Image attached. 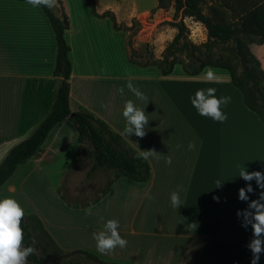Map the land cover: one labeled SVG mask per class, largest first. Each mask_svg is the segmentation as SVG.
<instances>
[{"label": "crops", "instance_id": "0c3cea01", "mask_svg": "<svg viewBox=\"0 0 264 264\" xmlns=\"http://www.w3.org/2000/svg\"><path fill=\"white\" fill-rule=\"evenodd\" d=\"M92 1V10L99 15L94 14L99 19L95 21H109L110 35L114 28L107 16H100L104 11L114 12L116 21L127 23L126 10L117 11L112 0ZM71 2L75 3L56 0L55 7L50 9L63 25L70 47V110L83 107L121 134L148 161L150 178L146 182L128 179L131 182L120 187L121 205L131 194L140 202V222L136 219L119 225V234L127 241L124 248L101 253L93 235L94 243L91 241L88 247L76 239L72 227L54 225L46 211L37 210L44 230L62 249L87 250L100 259L120 264H249L251 252L247 244L252 237L251 227H242L236 215L238 209L247 207V202L237 198V189L246 182L236 175L243 166L246 171L264 172V125L258 115L244 104L242 93L229 82L224 69L205 67L188 77L162 75L156 68L153 72V68L130 63L125 34L120 30L122 65H114V53L111 47L107 48L112 37L86 19L74 20ZM251 51L264 70V43L253 44ZM55 55L54 33L42 9L32 8L25 0H0V158L10 146L27 137L49 110L55 87ZM128 81L144 94L145 100L128 91ZM120 87H124L123 95L117 92ZM208 87L217 90V97H231L230 103L221 106L227 114L223 123L200 116L189 101L195 90ZM127 100L144 108L149 119L143 137L123 132L126 121L122 109ZM189 142L195 145L192 150L188 149ZM71 143L74 155L70 163L80 153L83 142L77 141L76 126L67 117L51 128L40 151L33 156L35 165ZM31 158L18 165L13 174L21 166L31 168ZM169 158L170 164L165 162ZM13 178L5 184L12 185L11 189L5 188L1 197L14 198ZM118 179L107 193L114 190ZM25 180L28 179L21 180L22 185ZM217 180H222L218 188ZM251 183L254 191L248 194L249 199H256L260 189L254 181ZM173 190L181 197L177 209L169 199ZM146 191L151 192L152 199L145 198ZM102 217L103 214L91 212L84 220L86 225L75 228L88 233L89 226L93 234L101 231L108 219L116 218L106 215L101 223ZM192 223L196 224L195 229ZM135 234L138 238L133 237ZM128 238L134 239L135 244L130 246ZM125 258L130 260L125 262ZM259 264H264V255Z\"/></svg>", "mask_w": 264, "mask_h": 264}, {"label": "rangeland", "instance_id": "374dc122", "mask_svg": "<svg viewBox=\"0 0 264 264\" xmlns=\"http://www.w3.org/2000/svg\"><path fill=\"white\" fill-rule=\"evenodd\" d=\"M74 2L70 3L74 20L86 19L87 22L94 23V27L101 29L102 32L107 31L109 38L112 37V44L107 42V48L111 47L114 53V65H122L121 43H123V38L122 33H120L122 31L125 34L127 58L133 60V64L136 65L147 64L145 67L153 68L151 69L154 70L153 72H155L154 68L158 70L157 63L166 55L165 48L177 32V29L170 24L174 19H179V16L174 18L172 5L160 8L157 6V0H112L117 11L126 10L124 13H126L127 23L116 21L114 12L104 11V15L115 20L117 27L120 29V31L112 30L113 33L110 35L108 33L109 21L103 19L102 22H97L99 19L95 17L92 10L94 8L93 1L91 4L88 0H74ZM202 8L204 13L213 15L219 21L230 22L235 16L233 9L225 6L222 0L221 3L205 0ZM183 22L187 28L186 39L194 44L196 49H191L188 46L180 47L168 55V60L173 62L172 71L169 74L186 75L182 67L183 63L187 61L189 50H193V54L199 58L206 56L230 57V46L208 41L207 30L201 22L194 20L192 17H184ZM253 44L255 43H248L250 50ZM130 70L131 68L127 69L128 72H131ZM73 153V144H65L63 148L55 151L49 159L41 160L36 165L35 159L32 157L30 159L31 168L21 166L19 171L11 176H14L12 180L14 188L16 186L13 191L14 199L18 201L23 209L27 228L32 234L34 252L39 256H43L50 264L59 263L70 249L58 247L48 233L44 231L42 221H40L41 216L37 210L46 211L47 217L50 222L51 219L53 220L54 225L67 226L66 229L72 227L76 233V239L81 243H86L88 247H91V241L94 243L92 240L93 234H91L88 224V233H81L80 228H75L79 225H86L89 217V214H85L86 209L90 208L91 212H96V215L103 214L101 223L107 219L106 215L116 217L113 219H116L119 225L123 226L136 219L140 222V211L137 210L140 202L134 200L132 194L124 201L123 205L120 204L119 200L121 185L124 187L125 182L129 183L131 181L126 177H122V180L119 178L116 181L114 190L112 188L106 195L95 199L101 194L113 172L100 169L90 171L92 155L91 145L88 141L83 142L80 153L70 163ZM4 155L1 156L0 161ZM24 179L28 180H25V184L22 185L21 180ZM6 182L0 187V192L5 188L11 189L12 185L5 187ZM135 183L139 184L138 182ZM134 191H137V189H134ZM28 215L31 217H27ZM133 237L138 238L137 234ZM33 240L35 241L34 244ZM128 242L131 243V246L136 241L128 238ZM129 260L128 258L124 259L125 262ZM27 264L32 263L27 260Z\"/></svg>", "mask_w": 264, "mask_h": 264}, {"label": "trees", "instance_id": "16d2710c", "mask_svg": "<svg viewBox=\"0 0 264 264\" xmlns=\"http://www.w3.org/2000/svg\"><path fill=\"white\" fill-rule=\"evenodd\" d=\"M88 1L91 4L92 0ZM204 1L157 0V6L160 8L172 5L174 8L173 16L174 18L179 16V19H174L170 22L177 29V32L165 48L166 55L157 63L156 67L162 75H168L173 67V62L168 60V55L180 47L188 46L191 49H196V46L186 39L187 28L183 22L184 17H192L205 26L208 41L230 46V57L206 56L199 58L193 54V50H189L187 61L183 63L182 67L184 73L188 76H195L205 67L226 70L229 82L242 93L244 104L258 115L264 125V70L248 46V43H264V0H222L225 6L235 12V16L230 22L219 21L213 15L204 13L202 8ZM211 1L221 3V0ZM40 8L51 25L56 43L53 69V76L55 77L53 99L49 110L37 123L33 131L10 147L0 161V187L11 177L18 165L38 154L51 128L67 117H71L76 126L77 141H88L91 145L92 164L90 171L100 169L113 172L101 194L95 199L105 195L113 182L120 177L146 182L150 178L148 161L128 145L121 134L113 130L104 120L83 107L78 108L74 112L70 110V47L64 37V28L61 22L49 8L43 6ZM95 15L98 16L97 14ZM100 16L106 17L104 13ZM109 19L113 28L120 30L115 20L111 17ZM128 60L130 63L134 62L130 58ZM139 65L147 66L145 63ZM27 217L31 216L28 215ZM25 218L24 216L21 218L20 227L24 236L22 243L27 246L32 245V234L27 228ZM27 260L32 264H50L47 259L37 255L35 252L29 255ZM53 264L120 263L105 261L87 250L74 249L67 251L59 263Z\"/></svg>", "mask_w": 264, "mask_h": 264}, {"label": "clouds", "instance_id": "9594fccd", "mask_svg": "<svg viewBox=\"0 0 264 264\" xmlns=\"http://www.w3.org/2000/svg\"><path fill=\"white\" fill-rule=\"evenodd\" d=\"M25 2L32 8L43 6L51 9L56 5V0H25ZM211 78L212 73L209 72L208 79ZM125 87L137 99L145 100L144 94L131 81H128ZM216 91L213 87L197 89L189 96V101L200 116L210 117L213 121L223 123L227 119V114L221 110V106L230 103L231 97L225 95L217 97ZM117 92L123 95L124 87L117 88ZM147 102L145 101V104ZM122 116L126 121L124 134L137 137L145 135L149 119L144 108H139L132 100H127L123 105ZM180 147L177 145V148ZM194 147L192 142L188 143L189 150ZM165 162L170 164L171 159L169 158ZM236 176L246 182L244 187L237 189V198L247 202V207L238 209L236 215L240 218L242 227L246 229L248 226L251 227L252 237L247 244L251 252L249 264H259L261 255H264V172L259 170L246 171L245 166H243ZM252 181L255 182L256 188L260 189L256 199H249L248 195L254 191ZM221 183L222 180H217L215 187H220ZM144 196L149 200L152 199L150 191H146ZM169 199L171 205L176 209L181 205V197L178 191H171ZM213 199L218 201L219 197L213 196ZM85 214H91V209H86ZM23 215V209L18 201L12 197H0V264H27L28 256L34 252L32 245L25 246L22 243L24 236L20 224ZM190 225L195 229L196 224ZM118 228L119 222L116 219H108L103 224L101 231L93 233V239L99 252L105 253L117 247L124 248L126 246L127 241L119 234Z\"/></svg>", "mask_w": 264, "mask_h": 264}, {"label": "bare ground", "instance_id": "6f19581e", "mask_svg": "<svg viewBox=\"0 0 264 264\" xmlns=\"http://www.w3.org/2000/svg\"><path fill=\"white\" fill-rule=\"evenodd\" d=\"M183 117V116H182Z\"/></svg>", "mask_w": 264, "mask_h": 264}]
</instances>
